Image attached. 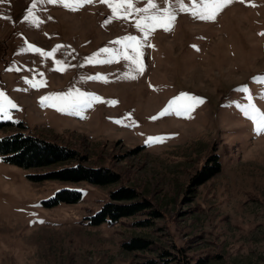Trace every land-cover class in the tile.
<instances>
[{
  "label": "rangeland",
  "instance_id": "374dc122",
  "mask_svg": "<svg viewBox=\"0 0 264 264\" xmlns=\"http://www.w3.org/2000/svg\"><path fill=\"white\" fill-rule=\"evenodd\" d=\"M154 2L175 14L170 31L135 26L156 10L123 20L99 0H0V140L32 136L85 158L35 170L0 155V264H264V132L249 118L264 115V0H233L214 21L191 15L201 0H183L189 12ZM214 157L219 174L196 185ZM78 163L120 180L36 181ZM121 188L151 206L89 226ZM65 189L80 203L51 208ZM135 241L147 248L129 250Z\"/></svg>",
  "mask_w": 264,
  "mask_h": 264
},
{
  "label": "trees",
  "instance_id": "16d2710c",
  "mask_svg": "<svg viewBox=\"0 0 264 264\" xmlns=\"http://www.w3.org/2000/svg\"><path fill=\"white\" fill-rule=\"evenodd\" d=\"M0 155L8 164L18 166L22 169L51 168L54 165L64 164L72 161H83L84 157H79L77 151L63 147L55 143L32 136L15 134L0 140ZM212 165H204L199 175L193 180L196 185L205 184L210 178L219 174L221 165L214 157L211 159ZM36 179V178H33ZM54 180L65 183L79 184L87 183L95 186H108L117 184L120 176L105 168L91 169L84 164L78 163L74 166H65L42 177H37L36 181ZM81 193L74 189H65L56 193L52 199L50 207L59 204H77L81 201ZM111 201L105 204L94 216L88 219V225L98 227L102 224H114L123 218L136 216L147 210L151 203L147 200H140L138 192L129 188H121L110 194ZM129 250H142L147 248V242L135 241L127 245Z\"/></svg>",
  "mask_w": 264,
  "mask_h": 264
},
{
  "label": "snow or ice",
  "instance_id": "6c2138e0",
  "mask_svg": "<svg viewBox=\"0 0 264 264\" xmlns=\"http://www.w3.org/2000/svg\"><path fill=\"white\" fill-rule=\"evenodd\" d=\"M38 2H44V0H38ZM61 3L64 7L69 8L70 10H77L79 7L83 6L84 4H92L95 0H47V3L55 4ZM100 3L106 4L107 7L111 10L112 15L114 18L127 20L129 16L137 14L139 12L144 13H152V10H156L158 14H148L145 15L142 19L136 21L135 26L140 29L142 32L147 34L155 30L157 27H162L165 31L171 30V25L174 23L175 14L168 9H165L162 13L157 8L156 3L154 0H147L148 7L143 9H137L134 7L135 2H139V0H99ZM233 2V0H201L202 7L199 10L191 11V15L194 18H199L205 21H214L216 14L227 4ZM176 3L180 6V11L182 12H189V9L184 7L183 0H176ZM36 5L33 4V8ZM195 9V5L193 6ZM29 16H32V13H29ZM264 35V34H262ZM128 41L136 42L134 37H128ZM116 43H121L117 41ZM138 43V42H136ZM32 47V46H30ZM34 51H39L38 49H33ZM103 52L107 53L108 49H104ZM91 62V61H90ZM133 63H137L136 60H133ZM35 86V85H33ZM237 91H244L247 92V88L237 89ZM2 95V94H0ZM51 99V98H46ZM64 99V98H60ZM95 99V97H93ZM8 106L15 107L14 104H11L10 101L7 102ZM59 110V109H58ZM245 114L248 115V110H244ZM0 113L7 114L5 112V105L0 103ZM250 119L256 124V131L257 133L264 132V115L259 114L258 112L256 115H250ZM150 142L153 138H149Z\"/></svg>",
  "mask_w": 264,
  "mask_h": 264
}]
</instances>
